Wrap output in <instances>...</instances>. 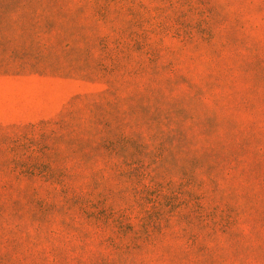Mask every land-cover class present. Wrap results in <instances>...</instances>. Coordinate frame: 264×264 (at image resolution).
Returning <instances> with one entry per match:
<instances>
[{
  "label": "rangeland",
  "instance_id": "1",
  "mask_svg": "<svg viewBox=\"0 0 264 264\" xmlns=\"http://www.w3.org/2000/svg\"><path fill=\"white\" fill-rule=\"evenodd\" d=\"M0 264H264V0H0Z\"/></svg>",
  "mask_w": 264,
  "mask_h": 264
}]
</instances>
